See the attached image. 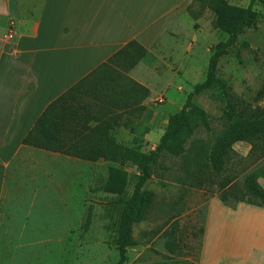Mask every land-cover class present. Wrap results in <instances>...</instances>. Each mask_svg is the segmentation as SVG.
<instances>
[{
    "label": "rangeland",
    "instance_id": "374dc122",
    "mask_svg": "<svg viewBox=\"0 0 264 264\" xmlns=\"http://www.w3.org/2000/svg\"><path fill=\"white\" fill-rule=\"evenodd\" d=\"M227 1L243 8L250 4V0ZM254 10L258 14L257 28L244 31L237 43L228 49L218 63L217 77L225 82L230 98L239 107L264 108V99L256 98L264 85V0H256ZM192 11L199 14V18L195 20L188 13L178 29L179 36L188 38L193 44L183 73L176 68L165 71V66L159 65L155 75L148 74L155 78L154 83L157 84L152 87V95L147 100L152 108L148 115L154 120L155 129L147 131L144 137V153L156 148L168 118L183 107L194 87L205 81L214 46L229 36L215 28V16L211 11L199 5H195ZM194 101L209 114L212 127L211 132L198 131L194 138L212 143L223 127V114L228 108L227 96L223 90L214 87ZM250 147L246 143H237L229 169L221 174L206 169L200 175L191 160L187 168L182 158H171L165 163L168 170L155 171L144 187V190L154 193L153 204L146 220L134 225L135 244L127 250L125 264H199L208 202L215 200L223 191L220 188L222 180L228 176L241 183L250 171L264 168L262 159L249 156ZM110 166L114 164L69 160L44 152L28 159L17 157L7 171L8 178H15L16 183L7 187L16 193L35 196L34 200L28 198L24 201V211L32 216L30 220L33 219L32 232L28 233L32 243L25 244L32 246L23 248L18 247V241L12 244L3 242L0 258L6 262L4 259L14 257L15 264H116L119 259L116 239L121 205L117 204L116 197L99 191ZM123 169L130 176L129 196L138 169L131 163H126ZM198 182L201 186H197ZM8 203L12 209L21 201ZM216 209L221 208L213 203L207 244L209 252H214L218 243L217 222L227 224V221L218 220ZM246 220L244 217L237 222L242 224V232L235 231L234 236L243 243H247L249 230L256 224ZM1 235L6 236L4 233ZM169 247L175 252H171ZM261 255L264 256V252Z\"/></svg>",
    "mask_w": 264,
    "mask_h": 264
},
{
    "label": "crops",
    "instance_id": "0c3cea01",
    "mask_svg": "<svg viewBox=\"0 0 264 264\" xmlns=\"http://www.w3.org/2000/svg\"><path fill=\"white\" fill-rule=\"evenodd\" d=\"M193 2L0 0V247L3 242L16 241L18 247L32 246L25 244L32 238L28 233L32 232L33 219L30 220L32 216L24 211V201L34 200L35 196L16 193L7 187L16 183L15 178H8L7 171L17 157L28 159L44 152L86 162L22 144L46 107L93 73L96 76L92 79L96 80L98 77L101 80L105 73H113L114 77H118L116 72L123 73L150 89L151 95L152 87L157 84L148 74L155 75L159 65H164L165 71L176 68L183 73L193 44L188 38L179 36L178 29ZM8 34H12L11 39ZM131 41L143 46L149 57L128 73L114 64L108 72H103L101 66ZM85 100L92 106L94 116L110 122L111 139L143 152L147 131L155 129V122L148 115L152 108L147 101L142 104L146 110L129 114L124 99L117 101L118 107H106L93 98ZM97 124V121L90 123L92 127ZM258 182L264 189V179ZM14 201L21 203L11 209L8 202ZM213 203L221 208L216 209L218 220L227 221V224L217 222L218 243L214 252H209ZM244 217L247 222L256 223L249 230L247 243L234 238L235 231L240 233L242 226L237 222ZM204 225L199 264H264L261 255L264 252V208L242 202L229 206L216 197L208 202ZM4 260L6 262L0 258V264H15L16 261L14 257Z\"/></svg>",
    "mask_w": 264,
    "mask_h": 264
},
{
    "label": "trees",
    "instance_id": "16d2710c",
    "mask_svg": "<svg viewBox=\"0 0 264 264\" xmlns=\"http://www.w3.org/2000/svg\"><path fill=\"white\" fill-rule=\"evenodd\" d=\"M255 3L256 0H250V4L243 8L234 6L227 0H194L188 8V13L195 20L199 18V14L192 11L195 5L211 11L215 16V28L229 36L226 41L214 46L205 81L196 85L188 94L183 107L168 118L158 145L150 153L136 151L111 139L108 132L112 125L94 116L92 106L85 100L93 98L106 107H118L117 101L124 99L129 114L146 110L147 107L142 104L150 98V89L116 71L118 77H114L113 73H105L101 80L100 77L92 79L96 76L93 73L63 93L46 107L23 139L22 144L25 146L90 163L103 161L114 164L108 167L107 179L99 187V191L116 197L117 204L121 205L116 239L119 259L116 264H125L127 250L135 244L134 225L146 220L153 204L154 193L144 190L145 185L152 179L155 171L169 169L165 163L171 158H182V163L187 168L191 160L200 175L206 169L221 174L229 169L231 157L235 154L234 146L246 143L251 146L249 156L264 161V108L239 107L230 98L225 82L217 77L218 63L228 49L237 43L244 31L257 28ZM147 57L149 52L138 42L131 41L104 63L101 69L108 72L110 65L114 64L128 73ZM214 87L223 90L227 96L228 108L223 114L220 133L210 143L199 137L194 138L198 131H212L209 114L194 100ZM256 98L264 99V85ZM92 121H97L98 124L92 127ZM192 138L194 139L190 142ZM126 163H131L138 169L136 182L129 196L127 190L130 176L123 169ZM235 179L226 176L222 180L220 188L223 191L218 196L221 202L229 206L242 202L264 208V189L258 182L259 179H264V168L258 167L250 171L241 183L234 182ZM197 186H201V182ZM89 222L88 217L87 223ZM169 245L172 247L173 243L170 242ZM170 247L169 250L175 252Z\"/></svg>",
    "mask_w": 264,
    "mask_h": 264
},
{
    "label": "built area",
    "instance_id": "2783aa9c",
    "mask_svg": "<svg viewBox=\"0 0 264 264\" xmlns=\"http://www.w3.org/2000/svg\"><path fill=\"white\" fill-rule=\"evenodd\" d=\"M8 38L11 39L12 38V34H8Z\"/></svg>",
    "mask_w": 264,
    "mask_h": 264
}]
</instances>
